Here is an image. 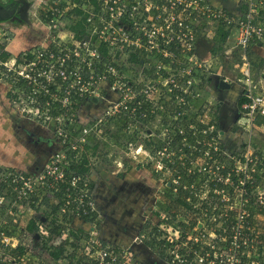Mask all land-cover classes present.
<instances>
[{
    "label": "built area",
    "instance_id": "obj_1",
    "mask_svg": "<svg viewBox=\"0 0 264 264\" xmlns=\"http://www.w3.org/2000/svg\"><path fill=\"white\" fill-rule=\"evenodd\" d=\"M234 1L236 8L229 12L214 0H34L48 32L58 31L60 37L64 22L70 21L65 31L75 39L60 43L44 36L45 43L30 45L9 62L0 61V77L9 91L8 106L40 126L53 123L62 150L50 155L36 175L0 164V207L10 193L13 202L37 197L31 194L35 181L39 191L47 187L53 194L65 178L69 151L75 163L89 159L91 130L108 117L122 115L127 117L122 125L127 133L141 132L150 143L146 159L153 160L155 201L165 188L173 198L165 211L154 201L153 217L147 214L145 231L137 239H154L151 251L163 264H264V244L255 223L256 215H264V193L257 190L264 177V71L256 76L245 59L255 49L264 60V0ZM229 26L237 32L236 46L244 60L241 67L235 65L241 77L234 81L223 72L229 51L217 48L216 42ZM202 41L209 43L207 48ZM215 78L239 82L238 97L245 98L237 115L243 128L226 136L220 134L217 101L205 97ZM157 111L165 121L158 117L159 126L144 122L146 114ZM88 176L68 172L76 198L70 222L88 213L87 207L94 209ZM70 194L65 193L62 204L70 202ZM43 222L44 227L35 222L37 228L28 232L36 240L40 232L48 233ZM6 224L1 218L0 264H31L29 245ZM53 237V246L73 240L67 227ZM102 242L89 234L86 260L79 264H136L129 247ZM41 250L47 251L43 244ZM46 253L51 261L41 264L76 263H69L65 253L57 259Z\"/></svg>",
    "mask_w": 264,
    "mask_h": 264
},
{
    "label": "rangeland",
    "instance_id": "obj_2",
    "mask_svg": "<svg viewBox=\"0 0 264 264\" xmlns=\"http://www.w3.org/2000/svg\"><path fill=\"white\" fill-rule=\"evenodd\" d=\"M58 1V0H56ZM63 1V0H61ZM67 1L68 0H64ZM37 6V5H36ZM36 6H34L32 11H30V15L28 14V18L21 22H13L10 23V21H4L0 23V61L1 62H9L10 57L17 54L21 50L27 49L30 45L33 44H39L42 42L45 43V38L48 36V39L54 40L56 39L57 42H66L70 41L71 37L73 39L74 36L69 34L67 31V28L71 26L70 21H65V25L62 27L64 30V34L60 37H57V32L50 30L48 32L47 28L44 26L45 23L40 18L39 13L35 9ZM3 23V24H2ZM49 33V35H47ZM46 36V37H44ZM236 38H237V32L235 30H232V33L230 36L226 39V42L221 45L224 50L228 49V53L226 54L225 58V67L223 68L224 75H227L226 72H231L232 76L229 75L228 77L234 81L235 78L241 77V75L238 73L239 67H241V63L244 62L242 51L239 47L236 46ZM36 47V46H35ZM8 55V56H7ZM8 58V59H7ZM264 63V61H261ZM235 65H239V67H235ZM262 68H260L261 70ZM226 70V71H225ZM257 70H259V67H257ZM259 72V76H260ZM2 77V78H1ZM0 77V110L1 108H5V97L9 93L7 89V84L4 81L3 76ZM12 113H13V120L17 121L18 118H25L23 117L19 111L13 107L8 106ZM1 112V111H0ZM237 110L235 108V114ZM97 115V113H96ZM31 122L34 125L39 126L42 128V137H39L38 135L40 132H37V135L35 134V139L28 140L26 139L25 144L21 147L11 145L10 150H13L12 153L15 155V161L17 164H11L9 166H13L16 169L36 175L39 174L42 170V168L49 163V156L53 155L56 152H61V144L57 141L55 133L53 131V123H50L48 125L40 126V121H35L32 117H30ZM2 123H0V127H3L4 130H9L10 126L14 128L17 133H21L20 129L18 130L17 125L14 124H7L5 125L4 120H0ZM27 121V120H26ZM30 122V120H28ZM19 122V120L17 121ZM30 122V123H31ZM39 122V123H37ZM22 123V122H21ZM155 124V123H153ZM5 125V126H3ZM78 125V124H76ZM96 128V127H94ZM122 122L121 120H116L115 118H110L107 120H104L103 124L98 126L95 130H91L90 135L91 139L87 141L86 147H87V153L89 155V159H87L90 162V169H89V176L88 180L92 181L94 179V174L96 176H99V174L102 172L104 173V181H100V176L97 179V183H99L98 189H100V192L104 190V203L106 202H113L116 198V194L113 193L115 189H118L121 183V180L123 178V171L126 168H129L131 170L129 173V180L133 183L139 184L140 182L144 181L145 184H149L148 177L145 176L146 174L150 175V170L153 168V160L152 159H146V155L149 154L150 151V145L149 142L146 140L144 135L141 132H130L125 133V135H122L123 130ZM226 132H228V129H226ZM47 136L51 137L52 140L47 142V145L45 147L43 146L44 139L47 138ZM1 139V138H0ZM2 140V139H1ZM42 140V142H41ZM54 142V143H52ZM261 142H258L260 144ZM96 144L95 150H92V146ZM27 150V151H26ZM82 151H86V149L83 147V149H80ZM90 150L92 152L90 156ZM15 153V154H14ZM32 156L34 158H32ZM31 159V160H30ZM138 159H141V162H139ZM18 165V166H15ZM140 166L143 170L142 176H137L136 172L134 171V167ZM6 166V165H4ZM114 174V175H111ZM109 175V176H108ZM39 181H35L33 184V188L31 189L32 195H37L35 197L37 200L32 202L31 196L27 195L26 197H23L20 201L13 202L14 196L11 194L8 195V200L5 202V205L0 207V220L1 218L6 220V225H9V228L11 230V233H13L14 236H16L18 239H24L26 242L27 249H29V262L31 264H41L44 260V262L51 261V258L46 253L47 251L41 250V245L44 243H51V241H54V237L48 234L47 232H40V236L38 240H36V237L32 236L30 233L26 231V225L31 219H34L35 222H38L41 226L42 224L40 221H45L44 224L48 225L51 218L56 219V223L59 225H62L63 227H67L68 230H76L81 229V233H78L79 235L84 236L89 234L97 239L99 235H101L98 227L93 228V226L85 224L80 217L73 216L72 221L68 220L69 215V208L67 206L70 204V202H65V204L57 205L56 200L53 198V195L50 191H48V188L46 187L45 190L39 191L38 190V184ZM101 183V184H100ZM97 190V189H96ZM92 192V201L93 205L96 207V204L94 203V197H96V194H100L98 191ZM257 190L261 193H264V177L262 181H259V185L257 186ZM157 195L153 194L152 196V203L151 205L154 206V201L156 199ZM34 199V198H33ZM41 199V200H39ZM127 200H131L130 205L126 203L125 208L130 206L133 207V204L135 202L136 205L139 203L142 204V206H146V208L149 210V205L142 196H137L136 189H132L131 195H128ZM31 201V202H30ZM13 202V206L11 209V213H7L8 206H10ZM67 205V206H66ZM118 209H120L121 205H117ZM152 206V207H153ZM115 207L114 204L109 205L108 208L104 209L105 211L113 209ZM137 209V206H135ZM135 208L128 211L131 217V224L137 220L138 216V222L141 219H148L147 213H139L136 215L137 210ZM56 209V210H53ZM61 209H64L66 211V215L63 213ZM122 209V208H121ZM125 212V211H124ZM127 213V211L125 212ZM100 219V217H98ZM104 232L109 234H114V238H108L109 240L107 243L111 244V246L115 248H121L127 249L126 247H130L134 244V238L130 240L131 245H129V242H124L122 239H119V235H117V232H119L121 229L125 232H127L128 226L126 227V224L123 223V219L118 211H113L112 213H107V215L104 216ZM136 222V221H135ZM255 223H257V229L260 233H263L262 231L264 229V215H256ZM44 227V226H42ZM145 227V226H144ZM127 228V229H126ZM143 228V227H142ZM48 231V230H47ZM145 229L143 228V233ZM140 234V233H139ZM138 237V235H137ZM41 238V241H40ZM136 239V238H135ZM148 240V239H145ZM70 242V240H68ZM73 241V240H72ZM122 241V242H121ZM77 245V250L75 256L72 258H68V255L72 252V247L69 245H66L65 247V253L64 256L67 260L74 262L78 261L80 257H84L85 253V247H87L86 239L82 238L81 241L76 242L73 241ZM31 247V252H30ZM84 247V248H83ZM46 253V254H45ZM67 255V256H66ZM63 256V257H64ZM86 260V259H85ZM83 260V261H85ZM164 263V262H163Z\"/></svg>",
    "mask_w": 264,
    "mask_h": 264
},
{
    "label": "crops",
    "instance_id": "obj_3",
    "mask_svg": "<svg viewBox=\"0 0 264 264\" xmlns=\"http://www.w3.org/2000/svg\"><path fill=\"white\" fill-rule=\"evenodd\" d=\"M214 1L218 6L223 7L222 6V0H214ZM229 1H230V3L227 6L228 8H224V7L223 8H224V10H228L229 12H233L234 9L236 8L235 1L234 0H229ZM230 32L232 33V29L230 30ZM229 36H230V34H229ZM216 39H217L216 42H218L219 45H221V44L223 45L225 43V42H222V40H220V38H218V37ZM203 44H204V48H206L209 43L204 41ZM221 48H223V47L221 46ZM212 49L214 50L215 47ZM250 52H251V54L245 55V59L247 60L248 65H249V67H248L249 70L251 72L255 71L256 76H259V72H260V74L262 73L261 75H263L264 63L262 62V64H261V61L258 60L259 55L255 51V49H253ZM257 67H259V70H257ZM260 68H262V69L260 70ZM227 75L232 76L231 72L227 73ZM224 84H225V82H222L220 80L210 81V83L208 85V90L205 91V97L210 99L211 101H216L217 98H219V97L222 98L223 92L221 89L226 88V87H224ZM226 84L231 89L232 88L236 89V93L239 91L238 90L239 89V85H238L239 82L235 81L234 83L229 82ZM231 96H234V94H231ZM237 99H238V97H237ZM237 99H235V98L231 99L230 96L228 97V92H227L226 97H224V101H223L224 103H222V104L220 103V105L218 104L216 107V111L218 110V112L216 114L217 119L219 118V120H220V126L222 128L221 131L225 134V136L232 134L231 133V130H232L231 127L236 128L235 132H237L238 129L243 128V124H242L241 120L238 121L237 117H236L238 115V103H237L238 100ZM222 100H223V98H222ZM197 103H199V100L195 102V104H197ZM5 105H6L5 108H1V110H0L1 111L0 112V120H4L5 125H7L8 123L9 124L15 123V125H17V127H18L17 129L18 130L20 129V131H21V133L15 132L16 130L14 128H12V126H10L9 130H4L3 127H0V138L2 139V140L0 139V164L9 166L11 164H17L15 161V155L12 154L14 152L13 150H15V149L10 150L11 145L21 147L22 145L25 144L24 141H26V139H28V140L35 139L36 138L35 134L37 135V132H40L38 135V139H40L39 137H42L41 134L43 132L41 130H43V129L37 125L33 126L31 121H30L31 122L30 123L29 121H26L25 119H22V118L17 117V121L19 120V122H17L16 119L14 121L13 120V117H14L13 113H12L11 109L8 107L7 101H5ZM235 108L237 110L236 114H235ZM0 123H2V121H0ZM5 125H3V126H5ZM226 129H228V132H226ZM121 131H122V129H121ZM235 132H233V133H235ZM50 140H52V136L51 137L47 136V138L44 139V143H46V144H43V146L45 147V145H47V142ZM41 142H42V140H41ZM52 143H54V142H52ZM32 158H34V157L32 156ZM138 160H139V162H137V164L141 162V159H138ZM15 166H18V165H15ZM131 169H129V168L124 169V171H123L124 175H123V178L121 180L120 186L118 189H115L113 191V193L116 194L115 200L113 202H106V203H104V194H102V193H104V190L102 192H100V189H98V186H97V184L99 185V183H97V179L99 176H100V178H99L100 181L101 182L104 181V173L101 172L99 174V176H96V174H94V179L91 181L92 185H93L92 192L97 189L96 191H98L100 193V194H96V197H94V201H95L94 203L96 204V207L94 206V210L100 216V219H99L100 225H99L98 232L101 235H99V238L102 241H105V240H109L108 238H112L114 236V234H112V233L107 234L104 232V230H103L104 229V221H105L104 216L107 215L108 212L112 213L113 211H118L120 213L122 219H123V223L126 224V227L128 226L129 230H127V232H125L121 229L119 232H117V235H119V239H122L124 242H127V243L129 242V245L132 244V243H130V240L134 238L135 242L133 245L130 246V248L134 249V252L138 253L134 258L136 264H145V263L148 264L149 261H147V260H150V262L152 264H163L162 262L158 261V259L156 257L151 256L149 250L147 249L150 247L146 244L145 238L143 240H140V241H139V239H137V235L139 236V233H141L143 228H144V223H143L144 220L141 219L138 222V216H137V220L135 219L136 222L134 221L131 224V222H130L131 217H130V214L128 213V211H130L131 209L135 208V206H137V209L135 208V210H137L136 215H138L139 213H143V212L145 213L146 212L147 214H150L153 217V215L151 214V211H152L151 209H152L153 205H151V203H150L149 210L146 208V206H142L141 203L136 205L135 203H137V202H135L133 204L132 208L130 206L125 208V206H124V205H126V203L128 205H130V202H131V200L126 199V198H128V195H131V192L133 189V187H130V185H128L129 184V181H128L129 178L128 177H129V173H130L129 170H131ZM133 169L136 172V175L139 177L142 176L144 173L142 168L139 165L134 167ZM88 175H89V173H88ZM111 175H114V174H111ZM145 176L148 177L149 184L147 185V188H145V187L144 188L145 189L153 188L155 190V188L157 187V180L155 179V177L151 174V172H150L149 176L147 174ZM140 183L144 184L145 182L142 181ZM155 202H157V201H155ZM111 204H114L115 207L113 209H111V211L110 210L105 211L106 212V214H105L104 209L108 208L109 205H111ZM117 205H121L120 207L122 209L121 208L118 209ZM124 211L125 212L127 211V213H125ZM80 228H82V227H80ZM105 242H107V241H105ZM146 245H147V247H146Z\"/></svg>",
    "mask_w": 264,
    "mask_h": 264
},
{
    "label": "trees",
    "instance_id": "obj_4",
    "mask_svg": "<svg viewBox=\"0 0 264 264\" xmlns=\"http://www.w3.org/2000/svg\"><path fill=\"white\" fill-rule=\"evenodd\" d=\"M93 3H95V0H91ZM74 13L76 14H81V10L79 8H75L73 9ZM261 16L264 17V10L261 11ZM225 24V23H224ZM74 29L76 27H73ZM231 30V26H229V28L221 31V37H220V40H222V42H226V38L229 36V34H231L230 32ZM222 45V44H221ZM221 45H219V47L217 48H221ZM251 54L250 50L247 52L246 55H249ZM258 60L260 61H263L261 59V57L258 56ZM245 100V98L242 96V97H239V101H238V106L241 105V103ZM158 113V114H157ZM158 117L160 118L159 121L160 122H163L165 121V115L164 114H161V112L157 111L156 114H151V113H148L144 116V122L145 123H151V122H155L158 126ZM110 118H115L116 120H121L122 122V125L123 123L125 122V120H127V117H123L122 115H114V116H111V117H108V119ZM107 120V118L105 119ZM125 125H124V128L122 130V135H125ZM150 144V143H149ZM96 148V144L92 146V150H95ZM70 155V156H69ZM69 155H67V161H66V164L64 165V173H65V178L62 182H58V188L57 190L52 194L53 195V198L55 200H57V205H62L63 203V200H66L65 199V193L66 192H69L71 193L70 194V197H69V201H70V205L67 206V208H69V210L71 212H69V215H68V220L67 221H70L71 218H72V212L74 211V207L76 206V203H74L72 201V199H76L75 198V192H74V189L71 190L72 188L70 187V178L68 177V172L69 171H72L74 174H77L79 176H81L82 178L85 177V176H88V173H89V169H90V166H89V163H88V160L84 157L83 159H81V161L75 163L72 159H71V155H73V153H70L69 151ZM78 186H81V183L78 185ZM92 182L89 181L88 184H87V188H89V190H92ZM34 198V199H33ZM32 200H37L35 197H33ZM179 198V197H178ZM172 199L171 198V195L169 193V190L168 189H164L162 190L161 192V196L160 198L157 200L156 202V207L158 208V210L160 211H165L167 210V208L169 207V202L171 200L172 202ZM87 200V197L84 198V201L86 202ZM177 200H180L177 199ZM182 200H180L179 202H181ZM182 204L185 205V203L182 202ZM250 212L251 213H254V211L256 210L255 207L251 204L250 205ZM53 210H56V209H53ZM87 210H88V213L84 214L81 212L80 214V218L82 220H90V221H93L97 226L99 225L100 223V220L98 218V213L94 210V209H90L89 207H87ZM65 212V213H64ZM263 214H264V210L262 211ZM63 213L66 215V211H63ZM250 220H252L250 218ZM43 222V221H42ZM46 222V220L44 221ZM43 222V223H44ZM56 219L55 218H51L50 222L48 225H46L48 227V234H50L51 236H56V235H60L61 233V229H63L64 227L62 225H59L56 223ZM184 228H188L189 226H186L184 225L183 226ZM37 228V226L35 225V221L34 219H31L28 224L26 225V231L27 232H33L35 229ZM155 229V228H153ZM264 231V229L262 230ZM78 233H81V229H76V230H68V234L73 238V240H75L76 242L80 241L82 238H85L86 240H88L89 236L87 235H84L81 237V235H79ZM259 239H260V242L262 244H264V235L263 233H260L259 235ZM154 239H148L146 240V244L149 246V247H152V248H155V245H154ZM102 244H105V241L102 242ZM66 245H69L70 247H72V252L68 255V258H72L73 256H75L76 254V250L78 249L77 248V245L76 243H74L73 241H68V240H62L60 242L59 245L57 246H53L51 243L47 244V243H43V248H45L48 253L50 254V256L54 259H57L58 257H60L63 252H65V247ZM16 250L19 252V253H23L24 252V247L22 246H17ZM162 253H164V250L162 249ZM164 257V256H163ZM82 260H84L83 257H80L78 259V261H76L75 264H79L80 262H82ZM69 263H71V261L68 260Z\"/></svg>",
    "mask_w": 264,
    "mask_h": 264
},
{
    "label": "flooded vegetation",
    "instance_id": "obj_5",
    "mask_svg": "<svg viewBox=\"0 0 264 264\" xmlns=\"http://www.w3.org/2000/svg\"><path fill=\"white\" fill-rule=\"evenodd\" d=\"M34 6H36V2H34V0H0V23L4 22V21H10V23L13 22H21L24 21L28 18V14L30 15V11H32L31 9L34 8ZM3 24V23H2ZM223 92V100L221 97L217 98L218 104L220 105V103H224V97H226V93L228 92V97L230 96V98H235L237 99L240 90L236 93V89H231L229 86L226 88L221 89ZM225 93V94H224ZM231 94H234V96H231ZM239 101V97L237 99ZM218 111V110H217ZM231 133L236 131V128L231 127ZM130 187H134V189H136L137 191V196H142L143 199L147 202V203H152V196H153V192L154 189L153 188H147V184H142V183H133L131 181H129ZM145 187V188H144ZM145 195V196H144ZM148 264H152L150 262V260ZM145 263V262H144ZM146 264V263H145Z\"/></svg>",
    "mask_w": 264,
    "mask_h": 264
},
{
    "label": "water",
    "instance_id": "obj_6",
    "mask_svg": "<svg viewBox=\"0 0 264 264\" xmlns=\"http://www.w3.org/2000/svg\"><path fill=\"white\" fill-rule=\"evenodd\" d=\"M229 3H230L229 0H222V6H223L224 8H228L227 6L229 5ZM202 44H203V42H202ZM206 48H207V47H206ZM215 81H218V80L215 78ZM222 87H223V86H222ZM224 87H228V85L225 83V84H224ZM236 117H237V116H236ZM236 117H235V118H236ZM219 125H220V120H219ZM220 127H221V126H220ZM220 134L222 135L223 132L221 131ZM146 247H147V246H146ZM147 249L149 250L151 256L156 257V256L154 255V253H153L149 248H147ZM157 259H158V258H157ZM158 261L161 262V260H159V259H158Z\"/></svg>",
    "mask_w": 264,
    "mask_h": 264
},
{
    "label": "clouds",
    "instance_id": "obj_7",
    "mask_svg": "<svg viewBox=\"0 0 264 264\" xmlns=\"http://www.w3.org/2000/svg\"><path fill=\"white\" fill-rule=\"evenodd\" d=\"M217 101V100H216ZM238 103V102H237ZM217 105H218V101H217V103H216V107H217ZM239 107V106H238ZM216 118H217V115H216ZM218 120V125H219V118L217 119ZM220 126V125H219ZM221 128V127H220ZM147 246V245H146ZM130 248V247H129ZM131 249V248H130ZM150 250H152L151 249V247L149 248ZM131 251H133V253H134V258H135V256L138 254L137 252H134V249H131Z\"/></svg>",
    "mask_w": 264,
    "mask_h": 264
},
{
    "label": "bare ground",
    "instance_id": "obj_8",
    "mask_svg": "<svg viewBox=\"0 0 264 264\" xmlns=\"http://www.w3.org/2000/svg\"><path fill=\"white\" fill-rule=\"evenodd\" d=\"M28 121V120H27Z\"/></svg>",
    "mask_w": 264,
    "mask_h": 264
}]
</instances>
